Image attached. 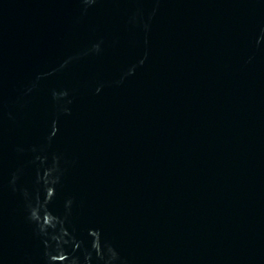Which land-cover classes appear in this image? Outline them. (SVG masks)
<instances>
[{
  "label": "water",
  "instance_id": "1",
  "mask_svg": "<svg viewBox=\"0 0 264 264\" xmlns=\"http://www.w3.org/2000/svg\"><path fill=\"white\" fill-rule=\"evenodd\" d=\"M0 264H264V0H0Z\"/></svg>",
  "mask_w": 264,
  "mask_h": 264
}]
</instances>
